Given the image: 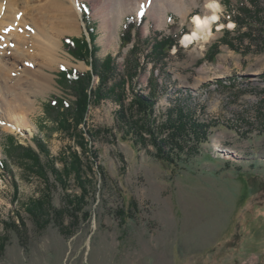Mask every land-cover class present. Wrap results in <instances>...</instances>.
<instances>
[{"label":"rangeland","instance_id":"374dc122","mask_svg":"<svg viewBox=\"0 0 264 264\" xmlns=\"http://www.w3.org/2000/svg\"><path fill=\"white\" fill-rule=\"evenodd\" d=\"M40 1L28 0L31 8H25L33 9ZM218 1L221 19L213 25L212 36L188 46L183 39L194 30L192 19L208 13L206 0H186L185 15L169 10L165 26L151 18L150 10L143 15L129 13L117 29L119 39L111 42L105 38L103 20L95 16L91 0L79 3L81 12L72 24L75 33L58 40L62 62L46 69L52 80L50 89L31 97L35 107L28 117L31 126L10 132L0 124V264H264V0ZM244 8L255 17H247ZM46 14L41 21L54 34L63 23L57 13ZM237 16L253 26L242 28L250 35L243 41L237 39ZM7 24L0 31V51L14 50L12 25ZM130 30L133 42L123 45ZM225 31L230 32L236 50L221 43ZM91 34L97 56L115 59L117 75L124 74L131 51L138 46L143 67L134 88L136 93L149 94L154 75L164 84L157 115L181 98L204 108L201 120L218 121L196 155L180 166H169L158 160L151 143L135 146L123 139L116 122L118 105L112 100L89 106L86 124L76 132L84 138L83 149L75 138L59 132L47 105L54 98L76 100L63 84L61 70L86 73L91 69L87 61L68 52L64 40L86 37L90 42ZM169 36L177 44L168 56L160 62L146 58L155 41ZM215 44L219 46L210 56ZM6 75L0 84L8 97L14 94L10 89H27L23 87L26 80L14 88L20 78L15 73ZM98 84L95 77L93 87ZM104 129L113 132L101 133ZM36 139L45 142L54 158L67 148L81 154L87 163L84 179L92 181L84 210L68 211V195H83L74 179L67 190L50 174L51 186H46L28 170L30 161L18 160L15 147L31 146L38 151ZM56 166L62 169L63 164L58 161ZM47 189L52 208L46 216L49 224L41 227L24 208ZM57 211L59 218L51 214ZM14 224L18 230L12 228ZM60 227H68L67 232Z\"/></svg>","mask_w":264,"mask_h":264},{"label":"trees","instance_id":"16d2710c","mask_svg":"<svg viewBox=\"0 0 264 264\" xmlns=\"http://www.w3.org/2000/svg\"><path fill=\"white\" fill-rule=\"evenodd\" d=\"M244 11L245 14L247 13V17L250 14L253 15L250 9L244 8ZM253 16L255 17V15ZM260 22L262 23L261 20ZM235 23L240 26L237 39L240 38L243 41L245 37H248L249 32H243L242 28L253 26L239 16L235 18ZM229 34V31H225V36L221 39V43L236 50L237 46L230 39ZM262 36H264V33ZM123 38V45L132 43V31L130 30L129 34ZM64 41L68 52L79 60L87 61L91 65L92 70L90 69L86 73L69 71L65 68L61 70V80L73 92L76 100L74 103H69L64 98H54L47 106L49 107V115L54 117L53 119L56 121L59 132L70 139L75 138L81 149L84 148V138L76 132H78L81 124H86L85 119L87 118L89 106L100 105L105 100H112L118 105L116 122L118 130L122 132L123 139L132 140L135 146H147L148 143H151L157 149L156 157L163 164L180 166L184 160L186 161L196 155L201 144L209 140L210 132L217 126L218 121L201 120L200 117L204 112L203 107L198 108V105L187 104L186 101L180 98L176 99L168 109H160L161 113L159 115L156 114L155 109L159 102V93L165 89L164 84H159V80L155 75L150 82L149 94L136 93L133 82L139 77L140 69L143 67L137 57V45H134L131 51L133 54L126 63L124 74L117 75V65L113 56L108 55L104 60L97 56L98 47L95 44L94 35L91 34L90 42H87L86 37L81 39L66 38ZM176 42L177 39L173 36L155 41L151 47L149 57L147 56L146 58H153L160 62V60L168 56L169 52L177 44ZM219 44L212 46L213 49L209 53L210 56L213 55L215 48ZM95 77L99 78V84L93 87ZM129 97H131L130 101H128ZM108 131V129H104L102 132L95 130V133L107 132L110 134L113 132V130ZM90 134L95 138L93 131ZM35 142L38 151L31 146L17 145L15 147L14 152L18 160L22 161V159H25L30 161L26 163L28 164V170L35 172L38 177L46 182V186H51L49 183L50 174L56 184L62 185L67 190L70 187L71 179H74L76 185L82 189L83 195L72 198L68 195L66 201L71 208L68 211L72 212L73 209L84 210L85 206H87L86 198L90 195L88 186L92 184V181L87 178L86 180L84 179L87 163L81 159V154L67 148L62 156L54 158L42 139H36ZM58 161L63 164L62 169L56 166ZM93 190H95V187ZM50 192L51 190H48L39 199L33 198L24 208L31 217L41 223V227L49 224V218H46V216L49 217V209L52 208ZM51 214H55L57 218L61 216L60 211ZM84 215L86 218L90 217L89 212H84ZM14 227L18 230L15 224L12 228L14 229ZM60 228L63 232L68 230V227L66 229L64 227ZM2 244H4L3 241H1Z\"/></svg>","mask_w":264,"mask_h":264},{"label":"bare ground","instance_id":"6f19581e","mask_svg":"<svg viewBox=\"0 0 264 264\" xmlns=\"http://www.w3.org/2000/svg\"><path fill=\"white\" fill-rule=\"evenodd\" d=\"M81 1L41 0L37 3V7L34 5L33 9H26L25 7L31 8L28 6V0H0V31L4 30V25L7 23L8 26L11 24L13 31L10 37L15 43L14 50L10 48V51L9 49L0 51V79H7V72L15 73L20 80L14 85V88L18 84L22 85L21 83L25 80L26 84L23 87L27 88L23 92H14L10 89L14 94L13 97H8L7 92L3 91L4 85L0 84V124L4 128L3 130L13 132L31 126L28 117L35 108L31 97L36 93L45 94L50 89L52 80L46 69H51L55 64L62 62L60 54H58L61 42L58 40L66 33H75L76 28L72 24L74 25V17H77L81 12L79 9ZM91 3L94 6L95 16H99L103 20L105 38L109 42L119 39L117 29L120 28L125 16L129 13L140 14L145 10H150L151 18L158 20L161 26H165L168 24L169 10L173 9L182 15L187 12L186 0H91ZM206 7L208 10L206 15H197L192 19L194 30L184 37L185 46L199 39L207 41L212 36L213 25L221 19V2L206 0ZM52 11L60 16L61 23H63L60 28L57 27L54 30V34L51 33V27L47 22L41 21L47 17L45 16L47 12ZM30 16L31 20L28 18ZM219 25L218 29L222 30V24ZM233 25L231 23V26ZM9 29L11 28L9 27ZM1 45H4V42Z\"/></svg>","mask_w":264,"mask_h":264},{"label":"snow or ice","instance_id":"6c2138e0","mask_svg":"<svg viewBox=\"0 0 264 264\" xmlns=\"http://www.w3.org/2000/svg\"><path fill=\"white\" fill-rule=\"evenodd\" d=\"M140 15H143V13L141 12Z\"/></svg>","mask_w":264,"mask_h":264}]
</instances>
